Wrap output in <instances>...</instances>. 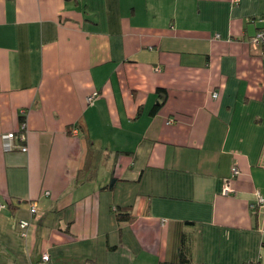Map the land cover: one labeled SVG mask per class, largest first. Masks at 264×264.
Here are the masks:
<instances>
[{
    "label": "crops",
    "instance_id": "crops-1",
    "mask_svg": "<svg viewBox=\"0 0 264 264\" xmlns=\"http://www.w3.org/2000/svg\"><path fill=\"white\" fill-rule=\"evenodd\" d=\"M263 25L264 0H0V136L25 128L0 264L176 263L182 236L190 264H264Z\"/></svg>",
    "mask_w": 264,
    "mask_h": 264
},
{
    "label": "built area",
    "instance_id": "built-area-1",
    "mask_svg": "<svg viewBox=\"0 0 264 264\" xmlns=\"http://www.w3.org/2000/svg\"><path fill=\"white\" fill-rule=\"evenodd\" d=\"M233 2H236L237 0H232ZM250 44L253 46V48L261 47L260 51V57L264 59V25L254 34V36L250 39ZM97 96V93L94 92L90 96H88L87 101L88 103L92 102V100ZM217 94L212 93V98H216ZM24 125L21 126L20 130L17 133L14 132H8L6 134H3L0 136V139L2 141L3 149L6 151L12 150L14 146V140L18 139L20 142H23L25 139V130ZM20 149L22 152L26 151V148L24 146H20ZM230 177L233 178L237 175L238 170L235 166H233L230 170ZM232 192L231 188L226 185L224 186V189L222 190L223 195H228ZM47 194V193H46ZM254 202L250 204L249 208L250 210H254L257 206L264 209V197L258 194L257 192L254 193ZM30 214L35 215L37 211L35 210V206L32 204L30 206ZM30 222L27 220H20L18 223V227L20 229V235L26 236V230L29 226ZM49 259V256L47 254H43L41 256V261L38 264H42L47 262Z\"/></svg>",
    "mask_w": 264,
    "mask_h": 264
},
{
    "label": "trees",
    "instance_id": "trees-1",
    "mask_svg": "<svg viewBox=\"0 0 264 264\" xmlns=\"http://www.w3.org/2000/svg\"><path fill=\"white\" fill-rule=\"evenodd\" d=\"M156 95H157V98H158L159 102L154 107V111L153 112H155L162 105L163 101L166 98V92L163 89H158L156 91ZM24 118H25L24 116L20 117L21 120H24ZM89 146H91L90 143H89ZM88 154H92V155L96 156L97 158L99 157L98 151H96L95 149H92L91 147L88 150ZM115 182H116V179L115 178H111L110 182L106 186L101 188V189L102 190H105V189L106 190H111L114 187ZM114 213H115V219H116V221L118 223L119 222L128 223V222L132 221V219H133V217L131 215L130 208H128V209L126 208V210H123L121 208H115L114 209ZM190 263L191 262H190V257H189V249H188V246H187V243H186L185 236H182L181 242H180L179 251H178V261L176 263L164 262V263H161V264H190Z\"/></svg>",
    "mask_w": 264,
    "mask_h": 264
}]
</instances>
